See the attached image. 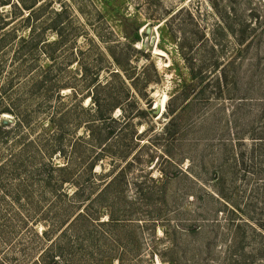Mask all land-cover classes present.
<instances>
[{
  "label": "rangeland",
  "instance_id": "1",
  "mask_svg": "<svg viewBox=\"0 0 264 264\" xmlns=\"http://www.w3.org/2000/svg\"><path fill=\"white\" fill-rule=\"evenodd\" d=\"M35 3L30 20L25 11L11 21L19 38L14 46H35L28 58L30 74L11 77L19 66L17 47L0 51V156L14 154L23 166L19 178L26 180L53 157L55 164H64L49 138L63 134L77 173L85 172L100 191L107 184L86 170L93 162L97 175L108 174L115 205L98 202L94 210L88 203L51 205L47 190L46 202L36 199L31 207L11 210L0 188V262L16 257L32 264L43 250L37 235L50 228L55 232L51 264H82L84 258L99 264H264V227L258 221L264 219V192L238 160L240 138L249 151V139L264 121V0L216 2L232 28H255L241 45L218 29L209 0ZM97 75L113 96L123 98L124 80L138 102L124 103L127 115L114 111L121 121L111 124L110 146L85 139L75 150L73 136H86L84 125L92 118L78 109L87 91L74 97L71 87L85 86ZM42 79L57 82L63 97L58 90L46 93L26 85ZM83 101L85 107L91 104ZM66 109L73 116L63 118ZM18 117L27 123L19 126ZM17 180L4 183L14 188ZM74 190L67 188L70 195ZM42 191L36 187L37 197ZM96 209L97 223L111 214L121 220L99 226L83 217L70 232L60 235L54 229ZM237 210L253 219L244 224Z\"/></svg>",
  "mask_w": 264,
  "mask_h": 264
},
{
  "label": "trees",
  "instance_id": "2",
  "mask_svg": "<svg viewBox=\"0 0 264 264\" xmlns=\"http://www.w3.org/2000/svg\"><path fill=\"white\" fill-rule=\"evenodd\" d=\"M223 1V0H209L211 7L213 11L217 14L219 25L218 29L227 31L230 34H233L235 37L237 43L239 45L243 44L245 41L249 40L250 35H252L255 28L253 26L250 27V30H247V27H242L239 30L232 28V26L229 24V21L227 20L226 13H223V10L218 8L216 2ZM36 0H0V51L3 50V48H10V47H17V49L14 51V56L16 57V60H19V66L16 68V72H12L10 74L11 77L14 75L16 76H22L26 74H30L32 71V66L29 64L28 58L32 55L33 47L35 46H14L16 43H18V31L17 28L14 27V24L12 25L13 19H18L24 17V12L29 11L27 20H30V17L32 18V14L35 11L36 7ZM9 7L10 9L14 10V12H4L3 8ZM10 16V18L8 17ZM9 18V19H8ZM7 19V20H6ZM33 28H30V34L32 32ZM252 32V33H249ZM253 37V36H252ZM22 39V42L26 43L28 40L25 38L20 37ZM30 49V50H29ZM28 52L25 54V52ZM27 55V56H26ZM3 68L0 66V74H2ZM115 77L119 78L121 77L120 72H114L113 73ZM13 75V76H12ZM92 81H88L87 84L84 85H78L74 84L76 87H71L73 89V96L79 97L80 92L87 91V94H84L82 96V100H80L78 104V109L82 110L85 113H89L92 120H89L85 123V132L87 133L85 136V133L82 135H76L73 136L72 139L75 140L74 147L75 150L77 147H75L76 144L84 143L85 139L92 140V142L96 145H104V148L110 146V141L114 138L115 130L111 127V124L118 123L121 120L118 118H115L113 116L114 111L117 109L121 110V114L127 115V111L125 108L124 103H130L131 101H136V98H134L133 93L131 92V89L127 86L125 81H122V84L126 88V96L123 98L122 96L115 95L113 96V93H111V89L107 86V84H103L99 81L98 75L94 78H91ZM18 85H20L22 82L20 81V77H18ZM16 80L12 78L10 80V83H15ZM30 82H32L30 84ZM31 85V89L33 90L36 88H42L45 89L46 93H50V91H57V95L62 98L60 94L61 87L57 82H51L48 80H29L26 85ZM20 88V86H18ZM67 87V86H65ZM137 91V90H136ZM140 96V91L137 93ZM84 99H90L91 104L87 107L83 106V100ZM264 108V100L261 104ZM60 105L58 106L59 110ZM74 108V106H73ZM72 110L66 109L61 111L62 117L66 118L72 114ZM73 116V114L71 115ZM70 116V117H71ZM126 116H124V119ZM262 118L264 119V109L262 113ZM19 119V126H24L26 122ZM48 128V127H47ZM104 132V134H103ZM9 133V132H8ZM52 137L50 136V142H52V146L56 147V150H53V154L58 156H63L65 162L63 165H57L54 162V157L51 158V160H48L47 162H43L41 164H38V168L34 170L32 177L27 178L26 180H21L19 178L20 173L22 171L23 166L22 164H19L16 159L15 155L12 154L10 158H6L3 160V157L0 156V185L2 188V194H3V202L7 208H10L11 210L14 209V205H18L19 208L25 209L27 207H31L34 205L35 200L38 199L37 203H44L46 202V191L49 190L50 194L52 195L51 205L54 204H69L70 207L74 208H80V206L85 205L86 203L89 204V207L91 209H95L98 206V202L100 204V207H109L112 208L113 201L110 198V188L111 183L113 181L108 182V174L104 175H97L94 172V163L89 166V168L86 170V173L93 176H98L100 181L102 183H106L107 185L100 191L96 189L99 186H96L95 183H93L90 180H87L85 177V172H78L75 170L74 167V158H69L67 155L66 150V139L64 135L55 136L54 134ZM254 138H250V149L249 151L247 149H244L245 142L243 138H240V146H241V152L238 155V160L241 162V165L243 168L241 170L246 174V176L252 175V177L258 179V190H262L264 192V121L261 123V126L256 130L255 134L253 135ZM22 139V138H21ZM104 139V143H103ZM71 140V139H70ZM77 145V146H78ZM58 151V152H56ZM107 150H103V153H106ZM250 152V156L248 157L247 153ZM76 151H74V154ZM252 163V165L250 164ZM11 179H18V183L13 186H9L6 182L7 180ZM86 179V180H85ZM91 182V183H90ZM39 186L43 191L39 192L37 197L36 193V187ZM68 187H74V192L70 195L67 191ZM99 193H98V192ZM264 196V195H263ZM223 199L229 202V198L222 196ZM66 199V200H65ZM111 205V206H110ZM76 206V207H75ZM263 210L261 209L260 217H263ZM81 211V209H80ZM97 209L93 213H85V211H82V213H79L77 216H73L66 222L64 225H62L59 229V227L54 226V229L58 232H60V235L65 234L67 232H70L72 230V227L74 228L76 224H78L79 218H86V221L88 223L92 224H105V223H116L120 222L121 219L115 218L112 214L109 215V220L107 222H99L97 221ZM238 214H240V221H242L244 224H247V222H250L253 218H245V212H242L240 210H237ZM85 214L83 216L82 214ZM76 215V214H75ZM247 217V216H246ZM260 221L259 224L261 227H264V219L259 218ZM24 224H27L28 218L25 220H22ZM257 221V219L255 220ZM54 230L46 229L41 235H37L38 240H40V244L43 245L46 244L47 246L45 248L39 246V248L42 250L41 253H39L36 258L34 259V262L32 264H51V255L50 253L53 252L52 249H50L49 242L51 240V234L55 233ZM264 235V228L263 232ZM60 237V236H59ZM74 238L80 240V238L75 234ZM33 250L37 249L34 245ZM82 246V248H81ZM79 246V249L84 250L85 245L82 244ZM93 247V246H92ZM62 251V248L60 249ZM17 262V263H15ZM23 264L21 260H18L16 257L9 258L4 257L0 264ZM82 264H99L97 261L95 262L93 258H84V261Z\"/></svg>",
  "mask_w": 264,
  "mask_h": 264
},
{
  "label": "water",
  "instance_id": "3",
  "mask_svg": "<svg viewBox=\"0 0 264 264\" xmlns=\"http://www.w3.org/2000/svg\"><path fill=\"white\" fill-rule=\"evenodd\" d=\"M160 109H161V106H158V107H157V113L160 112Z\"/></svg>",
  "mask_w": 264,
  "mask_h": 264
},
{
  "label": "bare ground",
  "instance_id": "4",
  "mask_svg": "<svg viewBox=\"0 0 264 264\" xmlns=\"http://www.w3.org/2000/svg\"><path fill=\"white\" fill-rule=\"evenodd\" d=\"M161 105L163 106V101H162Z\"/></svg>",
  "mask_w": 264,
  "mask_h": 264
}]
</instances>
